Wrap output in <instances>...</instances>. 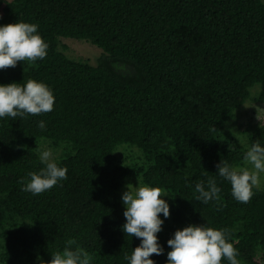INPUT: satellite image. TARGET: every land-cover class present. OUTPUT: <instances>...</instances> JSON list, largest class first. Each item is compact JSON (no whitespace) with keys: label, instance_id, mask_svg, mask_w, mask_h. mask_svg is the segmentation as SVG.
<instances>
[{"label":"trees","instance_id":"trees-1","mask_svg":"<svg viewBox=\"0 0 264 264\" xmlns=\"http://www.w3.org/2000/svg\"><path fill=\"white\" fill-rule=\"evenodd\" d=\"M17 22L38 24L48 54L0 70V86L32 79L52 90L55 104L47 114L0 118L2 263L50 264L75 239L90 264H129L141 241L122 231L120 190L135 176L171 201L155 264H167V241L190 225L228 230L240 264H264V188L242 204L216 167L242 165L253 144L264 147V125L249 134L248 148L224 131L250 89L264 86L263 0H0V26ZM60 37L103 53L95 66L71 59ZM42 138L71 143L73 152L55 161L67 179L34 196L20 181L46 167ZM123 144L144 161L118 165ZM210 179L221 191L204 204L195 186L207 190Z\"/></svg>","mask_w":264,"mask_h":264},{"label":"clouds","instance_id":"clouds-1","mask_svg":"<svg viewBox=\"0 0 264 264\" xmlns=\"http://www.w3.org/2000/svg\"><path fill=\"white\" fill-rule=\"evenodd\" d=\"M38 24L17 22L0 26V70L15 68L18 63L27 62L30 66L47 57L49 45L37 34ZM55 97L52 90L44 83L29 79L26 84L10 83L0 86V118H27L50 113L54 110ZM38 127L46 128L44 121ZM211 131H216L213 127ZM51 150L41 152V162L46 165L39 173L30 172V180H21L23 191L34 196L40 195L60 181L67 179L68 169L60 167L52 159ZM243 161L249 167H232L227 162H220L216 167L218 175L230 182L233 198L242 203L251 202L253 189L261 186V174H264V147L255 143L246 152ZM221 189L215 179H210L205 190L204 184L197 183L196 200L208 204L218 200ZM167 196L162 188L150 186H126L121 199L125 206L123 216L126 223L122 231L141 241L131 254L129 264H155L151 256L162 255L163 248L158 240V233L164 223L162 214L169 218V205L162 198ZM226 229L216 230L212 227L187 226L177 230L173 238L167 241L171 249L167 253V264H240L239 253L233 243L227 240ZM73 245H76L73 250ZM129 259L128 257H125ZM50 264H90L89 253L80 247L75 239H69L62 252L51 256Z\"/></svg>","mask_w":264,"mask_h":264},{"label":"rangeland","instance_id":"rangeland-1","mask_svg":"<svg viewBox=\"0 0 264 264\" xmlns=\"http://www.w3.org/2000/svg\"><path fill=\"white\" fill-rule=\"evenodd\" d=\"M264 1V0H263ZM59 48L62 50L69 58L74 60L87 61L91 65H96L99 57L103 53L102 49L95 46L94 44L81 40L60 37L59 38ZM264 92V86L261 84H256L250 89V97L246 102L239 107L233 116L224 126V131L226 134H230L236 137L244 147L248 148V137L249 134L258 126L264 125V97L262 93ZM48 139H39L37 152L39 156L42 151L51 150L53 153L52 159L54 161L59 160L61 157L73 152L71 150V143L59 142L55 144ZM67 144H70L69 147ZM116 163L119 165H140L143 161V155L136 147L129 145H120L115 150ZM239 167H249L251 165H246L244 162ZM131 184L133 187L145 186L141 180L135 176L129 177L123 183L120 190L121 197L126 191V186ZM264 188V174H261V186ZM167 196L162 197L166 203L169 205V211L171 208V201L169 195L165 192ZM123 202V201H122ZM170 216V215H169ZM161 220L165 219L161 214L159 217ZM0 264H4L0 260Z\"/></svg>","mask_w":264,"mask_h":264}]
</instances>
